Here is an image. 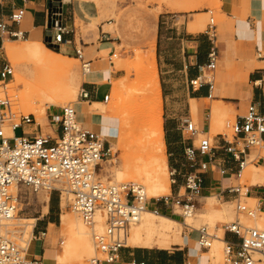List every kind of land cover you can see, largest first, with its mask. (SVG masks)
<instances>
[{"label": "crops", "instance_id": "crops-1", "mask_svg": "<svg viewBox=\"0 0 264 264\" xmlns=\"http://www.w3.org/2000/svg\"><path fill=\"white\" fill-rule=\"evenodd\" d=\"M63 10V25L69 30L63 36L66 43L59 45L54 51L64 57L76 60L74 47L79 49L82 59L89 64V71L82 74L84 80L81 84L87 97L79 98L73 108L76 118L82 127L103 136L109 142L112 130V118L95 116L91 113L93 102L104 103L105 95L110 94L111 81L124 75L122 68L115 67L112 58H125L123 53H116L119 40L110 33V19L103 4L94 0H60ZM219 27L221 34L217 33L215 25L214 39L205 31L196 30L187 21L181 24L175 15H158L151 17L154 22L153 34L150 43L143 51L153 53L156 72L158 75L161 101L163 104L162 139L164 144V161L167 172L175 170L174 183L169 188V197L152 199L149 205L157 207L160 214L173 219L175 214L173 201L178 199L179 205L188 200L193 204L198 214H203L210 209L212 215L220 210L212 207L213 197H216L219 185L225 187L232 183V177H223L218 168H233L229 155L220 150L215 152L214 163L218 164L213 171L207 170L201 175V186L197 195L190 196L185 188V175L190 171L186 167L184 149L190 144L187 136L181 133V120L190 118V113L196 114V102H201L202 115L196 122L199 131L208 133L210 129L211 106L203 100H212L219 104V108L228 107L234 110V119L241 116L247 105L253 103L257 112L264 115V0H218ZM48 0H0V22L7 24L10 31L23 33L24 41H39L44 37L47 27ZM18 9L23 10V15L18 23L9 21V16ZM183 10L191 8L183 7ZM206 10V9H205ZM203 13H206L203 12ZM207 26V25H206ZM211 40L216 47L217 64L219 71H213V87L208 91L207 85L191 87L190 80L207 73L205 66L208 63L207 54L211 47ZM3 37L0 39L2 48ZM43 43V42H41ZM44 45V44H43ZM45 46V45H44ZM153 47V48H152ZM263 53V54H262ZM256 58L253 59V55ZM260 56H257V55ZM131 56V55H130ZM107 60V64L104 62ZM216 79V83L215 80ZM205 109L207 113H205ZM96 118H95V117ZM213 121V119H212ZM38 122V121H37ZM38 124H41L40 120ZM162 124V120H161ZM45 129L35 125L25 127L28 134H50L47 124ZM216 135L213 142L220 141ZM264 137V135H263ZM224 138L227 139L224 135ZM195 139H192L194 144ZM204 159V158H201ZM254 165V164H253ZM264 168V164H257ZM262 170V169H261ZM210 174L206 184L205 175ZM261 182L250 184L249 193L245 198L255 200L262 195L264 175L258 174ZM172 178L169 177V180ZM182 191V192H181ZM160 200V201H159ZM218 200V199H217ZM235 195L223 198V204L228 210ZM159 201V202H158ZM219 201V200H218ZM220 204V206H221ZM178 206V205H177ZM264 212V210L260 211ZM199 219L201 218L198 215ZM229 217L231 218L230 212ZM32 238L27 259L34 264H52L54 251L47 242L49 230L56 227V211L48 203L47 213L43 217L34 218ZM174 220V219H173ZM185 220V217H184ZM176 221V220H175ZM179 223V222H178ZM181 224L187 227L185 221ZM52 226V227H50ZM193 230L184 232L179 243L168 247L157 246L133 247L126 245L118 251L117 259L112 264H132L145 262L147 264H207L202 259L200 249H196L198 233ZM221 229V239L234 240V236ZM212 240V236L210 237ZM198 247V246H197ZM208 249V248H207ZM206 251L203 253L205 254Z\"/></svg>", "mask_w": 264, "mask_h": 264}, {"label": "built area", "instance_id": "built-area-1", "mask_svg": "<svg viewBox=\"0 0 264 264\" xmlns=\"http://www.w3.org/2000/svg\"><path fill=\"white\" fill-rule=\"evenodd\" d=\"M206 13L212 14L209 9ZM23 10L18 9L9 16V21L18 23ZM63 10L60 0H48L47 27L42 42L51 50H58L59 45L66 43L63 36L69 30L63 25ZM215 24L212 17L206 26V34L214 39ZM21 39L20 31H10L4 22H0V39L3 37ZM75 56L81 63L82 71L89 70V64L82 59L79 49L74 47ZM257 56H260L259 54ZM207 73L190 80L191 87L206 84L208 91L213 87V71L216 66L217 52L211 40V47L207 54ZM12 78V69L8 63L0 65V221L11 219L18 203L16 194L12 190L24 187L32 192L40 190L54 191L60 201L61 193H69V208L77 214L83 223L93 227L97 213L103 216V230L92 231V245L94 253L87 264H112L117 259L118 251L125 248V241L130 225L136 222L139 215L150 210L153 214L160 213L157 207L149 205L151 199L141 200L138 192L129 184L102 183L97 177L100 162L110 155L109 142L96 132L86 130L77 120L73 105L48 108L46 110L47 126L50 134H28L24 129L29 125L39 124L31 114H18L12 110V99L7 92L6 85ZM87 94L81 90L78 99H85ZM108 95L103 97L107 101ZM226 127L232 130V140L219 134L220 141L213 142L206 133H198L195 124L185 117L181 120V133L187 136L190 144L184 149L186 167L190 170L185 175V188L188 195H197L201 186V175L207 170L213 171L218 164L215 152L220 150L230 156L233 168H218L223 177L239 180L243 168L248 163L264 164V115L257 112L253 103H249L241 116ZM7 128L11 136H6ZM21 129L20 135L15 131ZM198 139L194 145L192 139ZM204 158V159H201ZM175 170L168 172L171 183H174ZM138 186V185H137ZM139 188L140 185L138 186ZM251 186L234 185L230 183L219 188L216 193L218 199L223 200L228 195H235V211L254 217L256 212L264 210V187L262 195L254 200V206L248 207L245 199ZM246 188L242 193L241 189ZM179 205L178 199L173 201ZM184 211H190L193 204L188 200L181 204ZM225 233L234 236V240L223 241L224 264H264V230L243 225L238 218L221 225ZM198 233L196 243L199 248L207 249L210 237L207 228L202 226L194 229ZM25 258L20 245L0 233V264L35 263ZM132 264H147L138 262Z\"/></svg>", "mask_w": 264, "mask_h": 264}, {"label": "rangeland", "instance_id": "rangeland-1", "mask_svg": "<svg viewBox=\"0 0 264 264\" xmlns=\"http://www.w3.org/2000/svg\"><path fill=\"white\" fill-rule=\"evenodd\" d=\"M94 1L104 5L107 13V19L109 18L110 19L109 21L111 22V24H109L110 33L113 37H116L119 40V45L116 46V53H123L126 55V57L123 59L118 57L112 58L115 67L122 68L124 75L119 79L111 81L110 91H112L114 83L117 82H119L117 83V85L119 86V90L116 93H114L113 96H112V92H110L107 102H104L105 104L104 107L106 111L103 117H110L111 115L110 118H112V124H113L112 130L115 136V142H112V145L110 146V155L104 160L108 164L101 162V167H99L100 170L97 171L98 174L97 177L101 182L103 181L102 183L121 184L122 181L124 183H127L132 180L131 179L128 180L126 178L127 181H125V178H122V181L119 180L115 182V180L113 179V175L118 169L120 170L123 169L125 162H127L126 164L129 163V166L126 167L130 168L132 166L133 163L129 161L131 158L129 153H131L132 151L136 152L139 149V147L138 145H132L129 141L122 140L121 132L119 131V119H120L119 106H120V102L122 103L124 101L123 98L124 99L126 98L128 89L130 91V94L129 93L128 94L131 95L132 92H134L133 91L134 89L139 88L141 86L142 75L139 70L141 66V62L139 61L140 59L138 56L146 55L147 52L145 53L143 49L148 46L153 34L154 22L153 23L150 22L149 21L150 18L154 16L157 18L158 15H162L163 17L175 15L180 24L185 20L187 21V23H189V25L195 27L196 30L205 31L209 18L212 17L213 23L217 26V33L221 34V29L219 27L220 3L218 0H94ZM183 7L191 8V10H183L182 9ZM205 9L211 10L212 14L203 13L205 12ZM24 40H25L24 37L21 39H16V38L3 36V42L8 41L14 48L17 49H21L23 47V45L25 44ZM254 58H256L255 54L253 55V59ZM56 61L60 66H62L61 70H55L48 66L47 67L38 66V65L34 66L27 62H25L22 66L18 64H12L5 57L3 50L0 46V65L2 63H8L12 69V75L17 74L28 82L29 80L31 81L33 79V78H29L32 77L33 74L37 76L42 75L41 77H45L47 74V76L51 78L53 77L55 82H59L60 78L63 77L66 78L68 77V79H70V83H71L70 88L72 90L73 96L71 98L59 99L57 105L55 106L54 105L46 106L43 114L40 111L36 113L37 116H35V120L37 119L36 122L40 120L41 124H39V127H41L42 129H45L44 124L45 125L47 124L46 110L48 108L52 109L53 107H61L64 105L76 104V102L78 101V95L80 92L81 84L84 80V77L82 76L81 63L78 59L74 60L68 58H61V59H57ZM104 62L106 64L108 63L107 60H104ZM218 71H219V65L217 64L215 73H217ZM214 81L216 83V79ZM123 83L127 84V87ZM13 84H14V79L12 77L9 83L6 85L7 92L11 98L14 95H17L14 94V92L15 93L17 92L18 94L23 92V85L21 83L14 85ZM132 95H133V100L135 101L139 102L140 100L143 99L142 96L139 97V94L136 92H134ZM203 102L207 104L206 106L207 108H209L212 104L215 103V101L206 100V99L203 100ZM195 105L198 108V112L193 115L190 113V118L191 121L196 126L197 120L201 118L203 108L201 106V102H196ZM12 110L18 114H23V115L28 114L25 110L21 109L20 106H17L14 103V99H12ZM205 113H207L206 109H205ZM234 114H235L234 110L226 106L225 108H220L217 117H215L213 121H212L213 118L211 119L210 129L206 134L210 140H212V138L215 139L217 134H224L227 140L229 141L232 140V135H233L232 130L229 127H226V123H231L233 121ZM161 120L163 126V104H162ZM4 131L6 134L8 133V135H10L7 128H5ZM20 133H21V129H17L15 131L16 136L20 135ZM200 137H201L200 135L197 136V138L194 141V145H197L198 139ZM135 152L133 154H136ZM147 153H150V151L148 150ZM253 166H254L253 163H249L243 170L240 179L232 180V183L234 185L239 184L240 187H242L243 185L247 187L250 186V184H252V178L254 177V174L264 175V168H261L262 170L260 168L254 169ZM165 176L168 186L170 188L171 182L168 177L167 168H165ZM125 177H128V175L127 176L125 175ZM209 180H210V174L207 173L205 175L206 184L209 182ZM138 181L139 180L134 182L142 186L141 181L139 182ZM16 191L18 194V199H17L18 203L15 212L18 213L13 216V219L11 221L7 222V224L10 225L5 226L4 229L2 228L1 230L7 231V233L4 234L9 239L14 241L16 244L18 245L20 244V246H24V242L26 241L30 243V240L32 238V232H31L32 229L26 230L25 226L27 225L26 224L27 222H31V221L30 220L26 221L25 218L27 219V218L43 217L47 213V207L50 199V203L56 211L57 221H56V227H54L52 231L49 230L50 234L47 236V242L49 243L48 247H51L52 250L54 251L55 258L57 256H62L63 252L61 249L62 248L61 242L64 240V235L61 232V228H60L61 219H72V220L74 219L82 224V221L79 218V216L74 212H72L69 208L68 204L70 198H65L64 202L61 200L59 205L58 195L54 191H51L50 193L45 190L32 192L24 187H19L17 188ZM242 191L243 188L241 189V193ZM170 195H171V191L170 194L163 193V195L160 197L150 198L151 200L149 201V203L152 202V199H160L161 197H169ZM217 199L213 197L212 207L215 209L218 208L221 209L222 207H225L223 204H221L223 201H221V199H218L219 200L218 201ZM240 200L244 201L245 204L250 208H252L255 203L253 200L249 198L244 199L242 196ZM174 212L175 214L173 216V219L179 223H182L184 221V216L182 215L183 208L181 207V205L178 206L175 205ZM229 212L231 215L230 220H224L218 212L217 213L214 212V214L211 216L212 219L207 220V219H199L197 215L198 211L196 209H193V213L191 215L192 217L185 216L186 217L185 223L188 227H185L183 225H173L167 239L169 241L174 239L180 241V237L184 232L193 230L192 227L194 229H198L202 226H205L207 228L208 234L214 236L217 233H221L220 227L223 223H228L238 218L242 224L249 226L247 225L248 221L254 219L255 217L258 219L264 213L257 211L254 217H247L246 215L243 214L237 215L235 211L234 200L230 205ZM84 227L87 228V231L89 232L90 241L92 242V237H91L92 231L93 230L96 231L94 229V225H93V229L92 227H89L87 225H85ZM250 227H252V225H250ZM153 240L155 244H151V246H158V244L156 243L161 242L160 240H163V237L159 235H153ZM195 247L196 249L199 248L197 246ZM199 249L201 252L200 254L202 259H206L207 256L203 254L206 251V249H201V248ZM93 253L94 252L92 250V252L89 254L88 253L82 254L80 251H76L74 254H68L65 256L64 264H87L88 259L92 257ZM221 253H222V258L220 261L213 263L206 260V263L224 264L223 248H221ZM52 264H57V260L54 259V262Z\"/></svg>", "mask_w": 264, "mask_h": 264}, {"label": "bare ground", "instance_id": "bare-ground-1", "mask_svg": "<svg viewBox=\"0 0 264 264\" xmlns=\"http://www.w3.org/2000/svg\"><path fill=\"white\" fill-rule=\"evenodd\" d=\"M43 44L44 43H41L39 41H33V42L25 41L23 47L21 49H17L14 48L10 44V42H5L2 46V50L5 57L12 64H18L22 66L25 62H27L34 66L35 65L43 66V67L48 66L55 70H61L62 66H60L56 60L67 57H64L56 52L51 51V49L44 46ZM138 57L140 59L139 61L141 62V66L139 70L142 75V80H141V86L139 88L134 89L133 91L138 93L139 97L142 96L143 99L140 100L141 102L133 100L132 94L134 92H132V94L129 95L130 91L128 89L129 94L127 93L125 99L123 98L124 101L121 100L123 102L122 103L120 102V106H119L120 109L119 131L121 132L122 140L129 141L132 145H138L139 149L136 152L132 151L131 153H129L131 157L129 161L133 163L132 166L130 168L126 167L129 166V163L126 164L127 162H125L122 169L123 171L118 169L113 175V179L115 180V182L119 180L122 181V178H125V181H127V179L128 180L131 179L132 181H129L125 184L131 185L132 189L135 192H138V195L141 196V200H146L150 198L160 197L163 195V193H169V186L165 176L166 164L164 161V144L162 139V124H161L162 101L160 95L158 75L156 72L155 63L153 59V53L149 51L146 53L145 56L139 55ZM68 59H72V58H68ZM88 71L84 70L82 71V74H85ZM41 76H37L33 74V76L29 78H33L34 80L32 79L31 81L29 80L28 82L17 74L12 75L14 79V84L21 83L23 85V92L19 94L17 92L16 93L14 92V94L17 95H14L15 97L13 96L11 99H14V103L17 106H20L21 109L25 110L28 114H31L34 117L37 116L36 113L38 111L42 112L43 114L46 106L48 105L55 106L57 105L59 99L71 98L73 96L72 90L70 88V84H71L70 79H68V77L60 78L59 82H55L53 77L51 78L47 76V74L45 77H41ZM117 83H114V86L112 88L111 91L112 96L114 93H116L119 90V86L117 85ZM124 85L127 87V84ZM104 106H105L104 103L93 102L91 104L90 111L95 116L101 115L103 117L106 111ZM219 110H220L219 104L217 103L212 104L211 116L213 117V120L215 117H217ZM8 132L10 133L9 130ZM5 135L11 136V133L10 135H8V133L7 134L5 133ZM110 136L111 137L108 138L109 141L115 142V136L113 130H111ZM148 150L150 151V153H147ZM134 152L139 156L133 154ZM101 162L107 163L104 160ZM101 162H100V167H101ZM245 167L243 168V170L245 169ZM253 167L254 169L260 168L259 166L258 167L253 166ZM125 175L126 176L128 175V177H125ZM137 180L141 181L143 187L142 186H140L141 188L138 187L139 185L136 182H134ZM256 182H261V179L259 178L258 174L257 175L254 174V177L252 178V184ZM17 188H19V186ZM17 188L13 189L12 193L13 194L15 193L18 198V194L16 191ZM245 189L246 188H244L243 191ZM70 197L71 195L69 193H61L59 205L61 200L64 202L65 198H70ZM193 209L194 207L190 211L183 210L182 215L184 217L191 216L193 213ZM211 212L212 211L207 208V211L205 213L198 215H200L201 217L200 219L210 220L212 219ZM217 212L224 220H230L229 210L226 207H222L220 210L216 211V213ZM17 213L18 212H15L13 216L16 215ZM13 216L11 219L0 221V233H7V231L5 230L3 231L1 229L2 228L4 229L5 226L10 225L7 224V222L11 221L13 219ZM25 220L31 221V222H27L26 226L24 225L25 229L26 230L32 229L35 219L25 218ZM247 223H248L247 225H249L248 227L252 225V227L254 228L264 230V213L258 219L255 217L254 219L248 221ZM83 225L85 226L83 221L81 224L80 222L74 219L73 220L61 219L60 228H61V232L64 235V240L61 242L62 245L61 249L63 255L57 256L55 258L54 254H52L53 262L54 259H56L57 264H64L65 256L68 254H74L76 251H80L82 254H87V253L89 254L92 252V250L94 252V247L92 248L93 245L89 238V232L87 231V228L84 227ZM173 225H183V224L178 223L177 221L163 214L160 213L153 214L150 210L145 209V211H143L139 215L138 220L130 225V229H129L130 232L127 235L125 245L133 246V247L151 246V244H155L153 240V235H159L163 237V240H160L161 242L156 243L158 244L157 247L159 248H164L172 244L179 243V240L177 239L171 241L167 239ZM102 227H103V216L97 213L94 218V229L98 232H101L103 230ZM220 237H221L220 233H217L216 235L212 236L210 245L207 249V252L205 253V255L207 256L206 260L213 263L221 260L222 258L221 248H223L222 247L223 241ZM196 246H198L197 243ZM20 247L22 248L24 256L27 259L26 253L30 249L29 243L26 241L24 242V246H20ZM27 264H34V263L29 262ZM101 264H106V263L102 262Z\"/></svg>", "mask_w": 264, "mask_h": 264}, {"label": "trees", "instance_id": "trees-1", "mask_svg": "<svg viewBox=\"0 0 264 264\" xmlns=\"http://www.w3.org/2000/svg\"><path fill=\"white\" fill-rule=\"evenodd\" d=\"M54 51H56V50H54Z\"/></svg>", "mask_w": 264, "mask_h": 264}]
</instances>
